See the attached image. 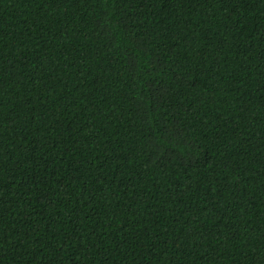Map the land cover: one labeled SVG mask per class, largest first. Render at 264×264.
Masks as SVG:
<instances>
[{"label":"trees","instance_id":"obj_1","mask_svg":"<svg viewBox=\"0 0 264 264\" xmlns=\"http://www.w3.org/2000/svg\"><path fill=\"white\" fill-rule=\"evenodd\" d=\"M0 264H264V0H0Z\"/></svg>","mask_w":264,"mask_h":264}]
</instances>
